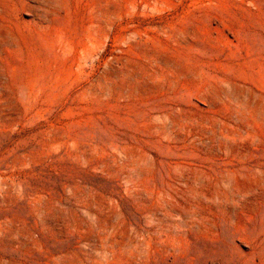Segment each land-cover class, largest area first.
<instances>
[{
	"label": "rangeland",
	"instance_id": "1",
	"mask_svg": "<svg viewBox=\"0 0 264 264\" xmlns=\"http://www.w3.org/2000/svg\"><path fill=\"white\" fill-rule=\"evenodd\" d=\"M0 264H264V0H0Z\"/></svg>",
	"mask_w": 264,
	"mask_h": 264
}]
</instances>
